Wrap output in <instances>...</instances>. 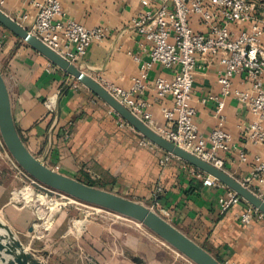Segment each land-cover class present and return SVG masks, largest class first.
I'll return each instance as SVG.
<instances>
[{"label":"crops","instance_id":"obj_1","mask_svg":"<svg viewBox=\"0 0 264 264\" xmlns=\"http://www.w3.org/2000/svg\"><path fill=\"white\" fill-rule=\"evenodd\" d=\"M4 1L0 9L5 14L27 29L32 27L37 10L30 0ZM249 1L257 5L258 16L263 19L264 0ZM60 2L68 19L88 29H108L107 38L89 48L80 63L82 70L104 87L115 85L130 90L133 79L150 62L153 48V43L131 23L145 11L155 9V4L150 0ZM25 16H29L27 21ZM193 26L198 32L207 31L199 19L193 20ZM0 70L9 89L18 132L29 151L49 168L143 204H152L156 190L161 188L158 213L221 262L264 264V219L242 224L246 208L243 203L221 213L219 199L228 190L225 185L207 186L187 163L176 157L167 160L169 153L158 147L143 146L145 138L129 124H123L105 101L81 82L75 85V78L2 25ZM223 74L224 67L218 58L198 60L191 104L204 135L217 125L214 99L222 95L219 80ZM173 75L174 71L153 65L145 81L148 89L139 96L158 127H166L164 111L174 103L170 97H158L155 81ZM232 86L238 91L252 88L245 75L235 76ZM51 102L53 109L49 107ZM225 102V129L232 135L236 151L221 154L226 161L224 170L244 182L252 172L254 157L264 158L262 147L244 137L245 129L256 117L234 96ZM240 151L248 154V163L240 161ZM27 184L0 142V218L19 237L26 236L37 219L26 206L14 201L16 191ZM67 216L68 213H61L55 221L52 242L59 243L57 253L61 258H55V264H75L71 257L78 254L81 258L84 253L88 254V264H135L131 257H141L146 264H192L153 234L128 221H92L87 229L85 225L78 229L77 237L71 239L69 232L62 230Z\"/></svg>","mask_w":264,"mask_h":264},{"label":"built area","instance_id":"obj_2","mask_svg":"<svg viewBox=\"0 0 264 264\" xmlns=\"http://www.w3.org/2000/svg\"><path fill=\"white\" fill-rule=\"evenodd\" d=\"M30 1L36 8L37 15L28 31L82 70L80 63L89 48L95 42L105 40L108 29H88L75 20L68 19L60 0ZM150 2L155 4L156 8L145 11L131 23L136 31L153 43L150 62L145 64L140 75L133 79L130 90L115 85L105 88L166 140L221 170L226 166L225 158L221 154H232L236 151L232 135L225 129L224 114L225 100L234 96L256 117V120L245 129L244 137L254 146L262 147L264 151V18H259L257 5L249 0H150ZM4 3V0H0V8ZM195 18L199 19L206 32H198L194 28ZM28 19L29 16L24 17L25 21ZM208 57L219 59L224 67V74L219 80L222 95L214 99L217 104V125L208 135H204L196 123L197 111L191 100L198 60ZM155 64L174 71L172 78H158L155 81L158 97H170L174 103L171 109L164 111L166 127H158L152 114L145 111L146 104L139 98L148 89L145 81L148 80L149 71ZM237 75L246 76L251 83L250 91L233 89V79ZM74 80L77 85L79 81ZM49 107L53 109L52 102ZM122 122L128 124L123 119ZM0 142L6 149L2 137ZM141 144L146 147H157L146 138ZM172 157L174 156L168 154L167 160ZM238 157L243 163L250 160L244 151H240ZM15 165L29 187L45 191L47 197L49 194H55L71 203L78 202L40 184L17 164ZM189 167L193 174L204 180L205 185L213 186L218 183L224 186L195 167L190 165ZM242 183L264 201V158L261 155L254 157L252 172ZM161 192V188L156 190L150 207L155 211L160 207L158 199ZM242 203L246 204L241 216L242 224L249 225L253 221L264 219L262 212L229 188L219 199V207L223 214ZM222 264L235 263L225 261Z\"/></svg>","mask_w":264,"mask_h":264},{"label":"water","instance_id":"obj_3","mask_svg":"<svg viewBox=\"0 0 264 264\" xmlns=\"http://www.w3.org/2000/svg\"><path fill=\"white\" fill-rule=\"evenodd\" d=\"M0 25L26 42L35 51L47 58L54 66L81 82L96 96L105 101L130 126L158 148L182 160L190 166L218 180L235 191L247 203L264 214V201L242 182L225 170L201 160L181 147L169 142L136 117L98 81L61 57L18 21L0 9ZM0 134L11 157L31 178L58 193L64 194L87 206L106 210L128 220L137 222L156 238L173 249L192 264H222V262L195 242L157 211L146 204L107 190L91 186L75 178L61 174L33 155L25 145L13 119L11 96L4 75L0 70ZM86 219V214L80 216ZM37 220V219H36ZM33 229H30L32 232ZM48 256V253H45ZM135 264H146L141 257H131ZM0 264H46L36 252L25 246L11 226L0 218Z\"/></svg>","mask_w":264,"mask_h":264},{"label":"rangeland","instance_id":"obj_4","mask_svg":"<svg viewBox=\"0 0 264 264\" xmlns=\"http://www.w3.org/2000/svg\"><path fill=\"white\" fill-rule=\"evenodd\" d=\"M2 145V144H1ZM6 147V146H5ZM4 149V148H3ZM8 152V150L6 149ZM8 155L10 159L17 164L14 159L11 157V155L8 152ZM30 190L31 195L28 197V199L24 200L22 203L17 200V196L23 192L24 190ZM14 200L17 203H21V205H24L27 207L28 212H30V215L32 214V217H36L37 220L32 224V232L26 233L25 235H20L23 243L30 249V250H38L43 253H39V255L45 260L46 264H55L53 260L55 258H60V252L57 253V250L59 249V243H53V234H54V228L56 225V219L61 213H68V220L63 224L62 230H66L70 234V238L74 239L77 237L78 229H80L82 226L85 225V229H87L90 226V222H96V223H102V224H111V223H118L122 221H128L131 225H137L140 229H143V231H146L150 235L152 233L147 230L145 227L140 226L137 224V222L128 220L124 217L118 216L116 214H113L111 212H108L106 210H102L93 206H86L83 204H77V203H71L67 199H63L59 195L55 194H49V196H46L45 191H40L37 187H29V185H24L19 191H16L14 195ZM44 200H46L50 205L49 208L46 209L44 205ZM74 201V200H73ZM16 203V204H17ZM149 207H152V204H146ZM44 208V210L42 209ZM38 212V213H37ZM158 212V209H157ZM80 214H86L87 218L81 220ZM44 226H47L44 228ZM136 226V227H137ZM78 230V231H77ZM81 230V229H80ZM77 231V232H76ZM52 233V234H51ZM55 239V238H54ZM44 252L48 253V256L44 255ZM75 253H79L78 251H75ZM74 253V254H75ZM77 255V256H76ZM86 253L82 254L81 258L80 255L75 254L71 257L72 261L75 264H88ZM78 259V260H77ZM95 261L94 259H92Z\"/></svg>","mask_w":264,"mask_h":264},{"label":"bare ground","instance_id":"obj_5","mask_svg":"<svg viewBox=\"0 0 264 264\" xmlns=\"http://www.w3.org/2000/svg\"><path fill=\"white\" fill-rule=\"evenodd\" d=\"M31 195V192H30V190H24L23 192H21L18 196H17V200L19 201V202H23L24 200H26V199H28V197ZM44 205H45V207H46V209H48L49 208V203L46 201V200H44ZM42 209L44 210V208L42 207ZM45 211V210H44ZM81 219V218H80ZM81 220H83V219H81ZM138 225H140V226H142L141 224H139V223H137ZM47 226H44V228H46Z\"/></svg>","mask_w":264,"mask_h":264},{"label":"trees","instance_id":"obj_6","mask_svg":"<svg viewBox=\"0 0 264 264\" xmlns=\"http://www.w3.org/2000/svg\"><path fill=\"white\" fill-rule=\"evenodd\" d=\"M89 185L94 186V185H92V184H89Z\"/></svg>","mask_w":264,"mask_h":264}]
</instances>
